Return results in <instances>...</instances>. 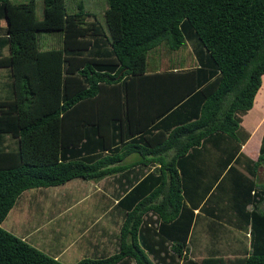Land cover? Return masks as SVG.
I'll return each mask as SVG.
<instances>
[{
	"label": "trees",
	"instance_id": "16d2710c",
	"mask_svg": "<svg viewBox=\"0 0 264 264\" xmlns=\"http://www.w3.org/2000/svg\"><path fill=\"white\" fill-rule=\"evenodd\" d=\"M1 19L0 264H66L2 226L24 190L108 176L114 251L71 264H264V134L241 150L264 0H0ZM235 230L249 247L228 257Z\"/></svg>",
	"mask_w": 264,
	"mask_h": 264
},
{
	"label": "crops",
	"instance_id": "0c3cea01",
	"mask_svg": "<svg viewBox=\"0 0 264 264\" xmlns=\"http://www.w3.org/2000/svg\"><path fill=\"white\" fill-rule=\"evenodd\" d=\"M258 90L254 96L252 107L242 116L241 121V125L243 126V128L249 132V136L242 144L241 150L253 159H256L259 154V147L261 144L262 135L264 134V92H262V90ZM252 111L254 112L250 113ZM261 165H264V163L259 164L258 169ZM258 176L259 170L257 172V181ZM105 179L106 177L99 179V184L97 183V188H100L97 191L100 192V194H96L97 198L91 202L90 206H86V209L90 207V211L88 212V214H79L80 210L76 212V209L75 212L73 211V213L76 214L73 217H69L67 219L65 217H59L64 212V210H71L77 202H79L83 197L87 196V194H85L84 196L78 195L77 197L72 199L71 194L69 193V189H72V187L68 185L70 181L69 180L64 183L69 187H66L64 189L61 188V192H65V195L64 193H60V198H58L54 210L49 213L48 217L45 216V218L43 219L32 220V217L30 216L28 222L31 223H29L30 226L26 230H24V227L17 228L14 225H8L7 228L11 231L16 228V230L13 232H15L17 235L21 236L31 244L41 248L51 256L58 258L66 264H71L70 261H63L70 258L69 249H73L74 251H79V249H81L82 251H79V253H83V251L86 250V255L91 257L104 255L108 252L110 253V251H114V248H111V250H109L108 245L114 243L113 238L116 235L115 233L119 231L122 222L121 219L123 218L121 217L122 213L120 212L118 215L117 211H115V213L120 217L121 222H119V220L115 222V219L113 218V216H111V214L108 216V213H111L114 203L117 201L118 197L116 196L113 186H111L110 188H106L105 185H103L102 182H105ZM258 183L264 184V182L259 181ZM87 189L90 188L87 187ZM37 190H35L34 188L24 190L17 197L16 202L9 210L7 216H11L13 215V213L22 214L23 207L21 205L25 203V205L28 206L30 202L37 200V197L36 199H34V197L39 193V191L37 192ZM42 190L46 191V193H44L43 191L42 193H44V198L47 199L48 197L51 198V196H53H50V192L52 191V193L59 194V189H54L52 191L49 189ZM64 198L66 199V202ZM38 201L41 202V199H39ZM19 203L20 205L18 206ZM262 203L260 204V208L264 209L262 207ZM40 204H45V201H42ZM195 212H198L197 208L195 209ZM207 217L208 216L204 215L203 213H198V219L193 228L203 231L205 229L204 227H206L210 222V218L207 220ZM202 222H205L203 227ZM50 223H54L55 227L47 228ZM198 223L200 227L196 228ZM114 224L116 225L115 227ZM87 232L88 235H86ZM200 233L201 232L196 234L197 236L195 239L196 246L194 248L197 251H194V254L192 253V257L196 259H198L196 256L201 255L200 258H202L209 251L207 246L208 239L205 236L203 240H200V243L197 242V238L200 236ZM229 238H232L231 248L233 256L237 254L241 249H248V231L246 232L245 230H235L233 231L232 237L229 236ZM193 245H191L190 242V249H193Z\"/></svg>",
	"mask_w": 264,
	"mask_h": 264
},
{
	"label": "rangeland",
	"instance_id": "374dc122",
	"mask_svg": "<svg viewBox=\"0 0 264 264\" xmlns=\"http://www.w3.org/2000/svg\"><path fill=\"white\" fill-rule=\"evenodd\" d=\"M13 1H23V0H13ZM0 24L1 25H5L6 24L5 20L1 19L0 20ZM189 45H190V43H189ZM7 84H9V71H8V68L0 67V94H1V96H6V97L12 96L11 89L8 88L9 86ZM259 90H262V92H264V75L262 77V84H261ZM253 112L254 111H252L250 113H253ZM258 170H259L258 181L259 182H264V165H261ZM107 180H109V181H107ZM97 183L99 184V180L83 179V178L71 179L69 181L68 185L70 187H72V189H69V193L71 194L72 199L77 197L78 195L84 196L85 194H87V196L83 197L79 202H77L76 205L71 210L70 209L69 210H67V209L64 210V212L59 217H65L66 219L69 218V217H73V216L76 215L75 213H73V211L75 212L76 209H77L76 212L80 210L79 214H81V213L83 215H85V213L88 214V212L90 211V207H88L86 209V206H90L91 202L94 199L97 198L96 194H100V192L97 191L98 189H100V188H97V186H98ZM102 183H103V185H105L106 188H110L112 185H114L112 183V176L106 177L105 182H102ZM89 184H93V185H89ZM68 185L64 184V186H63V184H61V185L34 188L35 190L39 189V190H37V192L39 191L40 194L38 193V195L34 197V199H36V197H37V200H35L33 202H30L28 206L25 205V203H23L21 205L23 207L22 214L21 213H17V214L13 213V215L5 217L4 221H2V223H1L2 226L4 228L8 229L7 228L8 225H14L17 228H23L24 227V230H26L30 226L29 223H31V222H28V219L30 218V216L32 217V220H34V219H43V218H45V216L48 217L49 213L52 210H54L55 205H56V203L58 201V198H60V193H64V195H65V192H61V188L64 189L66 187H69ZM87 187L90 188V189H87ZM42 189H49L51 191L54 190V189H59V194L58 193H52L53 192L52 191V192H50V196L51 195H53V196H51V198L48 197V199H47V198H44V193H46V191L42 190ZM42 191L44 193H42ZM39 199H41V202L45 201V204H40L41 202L38 201ZM64 200L66 202L65 198H64ZM19 205H20V203L18 204V206ZM262 207L264 208V201L262 203ZM93 210H95V209H93ZM110 214L115 219V222L118 221V220H119V222H121L122 219L120 220V217L115 213L114 209L111 210V213H108V216ZM208 219H209V217H207V220ZM115 222H113V223H115ZM204 223L205 222H202V227L204 226ZM115 226L116 225L114 224V227ZM50 227L54 228L55 227L54 223H50L47 226V228H50ZM199 227L200 226H199V223H198L196 228H199ZM8 230H10V229H8ZM15 230H16V228L13 229V231H15ZM13 231H11V232H13ZM46 231H47V229H46ZM205 231H206V228H205L204 231H202L200 233V236L197 238V242L198 243H200V240H203L205 238L204 237L205 236ZM13 233H15V232H13ZM86 235H88V232H87ZM113 240L114 241L116 240V235L113 238ZM194 241H195V243L193 245V240H191V245H193V249L196 252L197 250L194 248L196 246V240H194ZM224 243H226V246H224ZM219 244L221 245L223 250H225V256L233 257V254H232L233 252H232V248H231L232 243H227V241L224 242L221 239L219 241ZM79 251H82V250L79 249ZM79 251H74L73 249L72 250L69 249L70 258L69 259H65L63 261H65V262L70 261V263H74L79 258L84 257V256H88L85 253L86 250H84L83 253H79ZM206 254L208 255L210 253L207 252ZM196 257L199 259L201 257V255H198ZM72 260H75V261H72Z\"/></svg>",
	"mask_w": 264,
	"mask_h": 264
}]
</instances>
